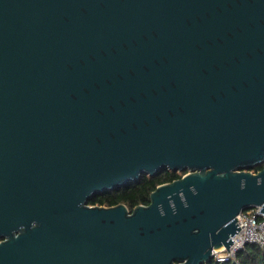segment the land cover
I'll list each match as a JSON object with an SVG mask.
<instances>
[{
    "label": "water",
    "instance_id": "95a60500",
    "mask_svg": "<svg viewBox=\"0 0 264 264\" xmlns=\"http://www.w3.org/2000/svg\"><path fill=\"white\" fill-rule=\"evenodd\" d=\"M251 208L264 0H0V264H206Z\"/></svg>",
    "mask_w": 264,
    "mask_h": 264
},
{
    "label": "trees",
    "instance_id": "16d2710c",
    "mask_svg": "<svg viewBox=\"0 0 264 264\" xmlns=\"http://www.w3.org/2000/svg\"><path fill=\"white\" fill-rule=\"evenodd\" d=\"M262 167L263 165L255 166L250 171L256 173ZM186 172L163 170L153 177L142 175L137 182L94 196L88 201V205L111 207L124 204L129 211L138 205L146 206L149 204L150 193L157 186L177 180ZM206 264H264V246L247 244L237 252L235 261L216 263L214 260H210Z\"/></svg>",
    "mask_w": 264,
    "mask_h": 264
},
{
    "label": "built area",
    "instance_id": "2783aa9c",
    "mask_svg": "<svg viewBox=\"0 0 264 264\" xmlns=\"http://www.w3.org/2000/svg\"><path fill=\"white\" fill-rule=\"evenodd\" d=\"M259 208H251L240 212L236 219L240 228L233 236L234 243L229 247L212 251V260L216 263L235 261L238 251L247 244L264 246V215Z\"/></svg>",
    "mask_w": 264,
    "mask_h": 264
}]
</instances>
